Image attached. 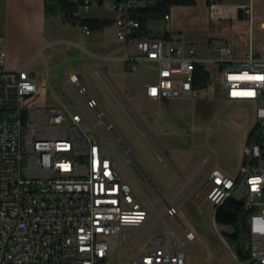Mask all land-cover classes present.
I'll return each mask as SVG.
<instances>
[{"label":"built area","instance_id":"2783aa9c","mask_svg":"<svg viewBox=\"0 0 264 264\" xmlns=\"http://www.w3.org/2000/svg\"><path fill=\"white\" fill-rule=\"evenodd\" d=\"M96 1L71 2L70 22L87 35L93 31L86 13ZM253 3L242 12L249 24L248 51L238 57L231 42L212 43L210 51L216 57L211 60L200 58L195 49L186 55L166 36L143 37L132 12L149 7L150 0H116L113 5L119 14L116 25L126 71L139 70L141 61L156 64L159 79L145 86L148 98H192L197 67L210 62L218 67L224 99L255 107L252 131L241 144L244 164L239 176L230 177L205 157L208 178L194 196L199 208L204 201L211 203L216 224L219 207L235 191L243 193L250 242L246 259L236 253V264H264V56L254 47ZM164 19L169 21L170 14ZM130 45L137 56L126 51ZM5 59L6 51L0 50V264H108L113 236L118 248L127 247L133 255L130 264H188L185 245L194 242L195 235L185 227L180 232L169 227L138 250L142 239L136 240L137 233L151 211L112 158L114 151L107 143L114 135L112 125L106 124L108 132H101L66 108H38L35 74L26 66L9 70ZM70 82L87 95L77 75ZM88 104L98 108L94 99ZM98 117L105 122L102 112ZM39 138H48V145H39ZM178 208L168 207L167 219H177Z\"/></svg>","mask_w":264,"mask_h":264},{"label":"crops","instance_id":"0c3cea01","mask_svg":"<svg viewBox=\"0 0 264 264\" xmlns=\"http://www.w3.org/2000/svg\"><path fill=\"white\" fill-rule=\"evenodd\" d=\"M115 1L94 3L86 19L109 24L87 35L67 19V13L47 15L46 0H0V50L6 51L5 66L9 70L26 66L35 74L38 108H66L72 114L83 115L85 124L94 129L100 128V123L110 124L112 136L125 145L134 144L141 152L140 161L133 157L144 184L136 181L138 188L133 190L141 195L151 217L137 233L136 240L142 239L138 250H144L169 227L176 232L185 227L195 235V241L185 245L188 264H236L235 246L223 236L234 231L224 226V231H220L221 225L214 224L211 203L204 201L199 208L194 196L208 178L205 157L230 177L239 176L244 164L241 144L247 143L252 131L255 107L250 128L244 122L222 128L226 133L219 138L215 153L207 138L213 120L205 109L215 106L209 86L194 88L192 98L163 102L148 98L145 86L159 79L156 64L141 61L139 70L126 71L122 60L125 48L116 25L119 14L113 8ZM225 1L196 0L193 5H175L169 21L147 23V37L166 36L169 43L182 46L186 55L191 49L201 51L203 42L207 57L196 51L205 60L216 57L210 51L212 43L231 42L235 54L243 57L248 51L249 24L242 12L250 3ZM126 51L137 56L132 45ZM204 69L210 82L213 78L220 88L218 67L207 62ZM72 75L78 76L87 95L70 82ZM221 97L226 102L250 104L228 101L222 94ZM89 99L97 101V109L89 107ZM99 112L105 122L98 117L100 123H94L92 115ZM171 205L179 207L177 219L166 217ZM221 244L230 251H225Z\"/></svg>","mask_w":264,"mask_h":264},{"label":"rangeland","instance_id":"374dc122","mask_svg":"<svg viewBox=\"0 0 264 264\" xmlns=\"http://www.w3.org/2000/svg\"><path fill=\"white\" fill-rule=\"evenodd\" d=\"M109 1V0H107ZM226 3H242L248 4L251 3V0H226ZM254 25H253V34H254V47L255 50L262 53L264 56V0H254ZM195 50L200 52V56L203 58L207 57V49L205 43H201V51L199 48H195ZM236 50V49H235ZM150 77L151 74H149ZM215 78V76H214ZM215 81L213 78L209 85V93L215 100L214 107H207L205 109V113L213 120L212 125L213 129L208 134L207 138L209 139V147L217 153L218 141L221 135H224L225 127H234L235 124H240L244 122L248 128L254 122V105L253 104H236L231 102H226L221 97L220 88L215 85ZM92 119L94 123H100V119L98 118V114L94 113L92 115ZM236 126V125H235ZM225 128V129H222ZM99 130L101 132H108L107 125L104 123H100ZM97 136L104 143V138L101 136L100 132L95 130ZM204 135V133H202ZM205 138V137H204ZM108 145L112 147L114 154L112 153V158L117 162L118 166L122 168V174L127 180V182L131 185L134 190H137L138 185L136 181L143 185L144 179L139 171L136 162L131 159L129 152L126 150L125 146L114 136L108 137ZM127 148L133 154V156L140 161L141 152L136 148L134 144L126 143ZM127 165V166H124ZM264 164H261L263 166ZM135 178V180H134ZM235 200L242 202L244 199L243 193L240 191H235L233 197ZM221 225V224H219ZM229 227L230 230L235 231L234 227L221 225L219 226L220 231H224V227ZM111 242V259L108 264H130L132 260V255L129 253L127 247L118 248V241L116 237L110 238ZM223 245V244H221ZM224 246V245H223ZM225 247V251H230ZM248 247V245H247Z\"/></svg>","mask_w":264,"mask_h":264},{"label":"trees","instance_id":"16d2710c","mask_svg":"<svg viewBox=\"0 0 264 264\" xmlns=\"http://www.w3.org/2000/svg\"><path fill=\"white\" fill-rule=\"evenodd\" d=\"M152 4L147 8H140L132 12L134 18L139 19L142 25L143 37L148 36L147 23L150 20L164 19L170 14L171 8L175 5H193L196 0H150ZM72 0H46L45 11L47 15H56L67 13V19L70 21L72 9ZM90 28L100 29L107 24L106 21H89ZM210 84V75L203 66L197 67L195 89H206ZM247 211L244 203L229 198L219 207L216 214V223L234 227L232 234H224L225 240L232 246H235L237 255L241 259H246L248 254L249 236L245 225Z\"/></svg>","mask_w":264,"mask_h":264},{"label":"bare ground","instance_id":"6f19581e","mask_svg":"<svg viewBox=\"0 0 264 264\" xmlns=\"http://www.w3.org/2000/svg\"><path fill=\"white\" fill-rule=\"evenodd\" d=\"M39 145H48V138H39Z\"/></svg>","mask_w":264,"mask_h":264},{"label":"water","instance_id":"95a60500","mask_svg":"<svg viewBox=\"0 0 264 264\" xmlns=\"http://www.w3.org/2000/svg\"><path fill=\"white\" fill-rule=\"evenodd\" d=\"M122 144H123V143H122ZM123 145L125 146L126 150L129 151V149L127 148V146H126L125 144H123Z\"/></svg>","mask_w":264,"mask_h":264}]
</instances>
